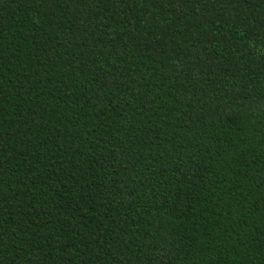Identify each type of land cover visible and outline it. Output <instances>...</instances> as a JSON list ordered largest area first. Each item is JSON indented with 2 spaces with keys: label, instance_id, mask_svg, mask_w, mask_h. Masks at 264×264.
I'll return each instance as SVG.
<instances>
[{
  "label": "trees",
  "instance_id": "trees-1",
  "mask_svg": "<svg viewBox=\"0 0 264 264\" xmlns=\"http://www.w3.org/2000/svg\"><path fill=\"white\" fill-rule=\"evenodd\" d=\"M0 264H264V0H0Z\"/></svg>",
  "mask_w": 264,
  "mask_h": 264
}]
</instances>
